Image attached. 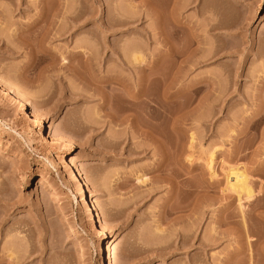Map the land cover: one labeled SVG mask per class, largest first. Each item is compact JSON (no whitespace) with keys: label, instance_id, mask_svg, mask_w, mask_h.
Here are the masks:
<instances>
[{"label":"rangeland","instance_id":"374dc122","mask_svg":"<svg viewBox=\"0 0 264 264\" xmlns=\"http://www.w3.org/2000/svg\"><path fill=\"white\" fill-rule=\"evenodd\" d=\"M0 84L5 262L264 264V0H0Z\"/></svg>","mask_w":264,"mask_h":264},{"label":"bare ground","instance_id":"6f19581e","mask_svg":"<svg viewBox=\"0 0 264 264\" xmlns=\"http://www.w3.org/2000/svg\"><path fill=\"white\" fill-rule=\"evenodd\" d=\"M158 13V12H157ZM158 15V14H157ZM70 18H71V16H69ZM156 17V16H155ZM158 19V18H157ZM71 20V19H70ZM72 20H74V19H72ZM66 21H69L68 19L66 20ZM125 21V20H124ZM129 21V20H128ZM126 22V21H125ZM125 22H123V23H125ZM70 23V22H69ZM68 23V24H69ZM127 23V22H126ZM73 24V21H71V25ZM70 24L68 25V26H66L69 30H70V26H71ZM73 26V25H72ZM63 28H64V26H62ZM61 27V28H62ZM62 28V29H63ZM73 28V27H72ZM50 30V29H49ZM63 30H65V29H63ZM68 30V31H69ZM62 32V31H61ZM60 31H58V33H61ZM65 33L67 32V30H65L64 31ZM103 32V31H102ZM101 40V39H100ZM104 41V40H103ZM130 44V43H129ZM128 44V45H129ZM132 45V44H131ZM135 46V45H134ZM133 46V47H134ZM132 47V48H133ZM122 48H124V47H122ZM121 48V46L120 47H114V49H113V51H114V54L116 55V57H115V59H118L119 57H121L122 55V53H121V51H123V49ZM125 48H127V47H125ZM136 49H137V47H135ZM130 49L131 50V52L133 51L134 53H132L133 54V57H132V60L135 62V63H140L141 61H142V56L140 57V56H138V55H135L136 54V52H135V50L136 49ZM86 49V48H85ZM82 53V52H81ZM85 53V52H84ZM131 54V53H130ZM138 54V53H137ZM85 55V54H84ZM121 55V56H120ZM124 55V54H123ZM125 57V56H124ZM121 60H122V58H121ZM124 60V59H123ZM126 61V60H125ZM124 61V62H125ZM128 62H130L129 64H131V61H128ZM133 62V63H134ZM144 62V61H143ZM120 63V62H119ZM126 63V62H125ZM149 63V62H148ZM129 66H131V65H129ZM149 73V72H148ZM150 75V74H149ZM144 76V75H143ZM119 78V77H118ZM149 78V77H148ZM150 79H151V77H150ZM141 80H143V79H141ZM149 80V79H148ZM110 81H111V79H110ZM123 82V81H122ZM139 82V81H138ZM149 84H150V81H149ZM133 85V84H132ZM131 85V86H132ZM138 85H139V83H138ZM146 85V84H145ZM151 85V84H150ZM149 86V85H148ZM141 91V90H140ZM141 93V92H140ZM0 95L1 96H9L10 98H11V100L12 101H14L15 103L16 102H19L20 104H22V105H25V106H27V107H29L30 109H31V115L34 117V122H35V124H34V127H35V132H36V139H34V141H35V144L37 145V146H43L44 144H45V142H46V134L44 133V127H43V124H42V115H41V113H40V111L38 110V108L36 107V106H34L32 103H30V101H28L27 99H25V98H23L24 96H22V95H20L19 93H16V91L14 92L13 90H10V89H8L7 87H5L4 85H2V84H0ZM147 95V94H146ZM145 96V95H144ZM148 97V96H147ZM146 98V97H145ZM151 98V97H150ZM136 99V98H135ZM138 99V98H137ZM149 99V98H148ZM128 102V101H127ZM109 103V102H108ZM120 103V102H119ZM146 103L147 104H145V106H147L146 107V111H144L145 112V114L146 115H150L151 114V103H150V101L148 100V101H146ZM122 104H123V102H122ZM123 106V105H122ZM127 106V105H126ZM145 109V108H144ZM124 111H125V108H124ZM165 111V110H164ZM163 111V112H164ZM127 116V115H126ZM130 116L131 117H133V115H131L130 114ZM167 117V116H166ZM124 118V117H123ZM129 118V117H128ZM127 118V119H128ZM165 118V117H164ZM133 119V118H132ZM144 119H146V118H144ZM125 120V119H124ZM147 120V119H146ZM132 121V120H131ZM131 121H129V122H131ZM146 122V121H145ZM137 123V122H136ZM130 124H132V123H130ZM149 124V123H148ZM136 125V124H135ZM144 126H145V124H144ZM151 128V127H150ZM136 129H137V126H136ZM142 132V131H141ZM151 132V131H150ZM144 133V132H143ZM145 134V133H144ZM149 134V131L147 132V135ZM141 135H143V134H141ZM150 135H151V133L148 135L149 136V138H150ZM154 136V135H153ZM147 137V136H146ZM145 137V138H146ZM32 147H34V146H32ZM17 148V147H16ZM18 148H22V147H18ZM35 149L37 148V147H34ZM0 149H2V150H6V151H10L11 149H10V147H6L5 149L2 147V143H1V141H0ZM135 150V149H134ZM145 150V149H144ZM131 151V150H130ZM137 152V151H136ZM213 155V154H212ZM213 157V156H212ZM210 161V160H209ZM210 165H211V163H210ZM230 175H234V181H233V183H231L230 182V186L232 187V188H234V189H236V190H239L240 192H246L247 193V196H246V198H249L250 196H252L251 194H252V192H250V189H249V186H248V182H247V175L244 173V172H242V171H238L237 169H236V171L235 170H232L231 171V173H230ZM229 179V176L227 177V180ZM229 183V182H228ZM230 187V188H231ZM231 188V189H232ZM237 192V191H236ZM238 193V192H237ZM251 193V194H250ZM241 194V193H240ZM245 194V193H244ZM242 195V194H241ZM246 195V194H245ZM239 198H241V197H239ZM240 200V199H239ZM2 219H3V217H2ZM101 221V220H100ZM2 223V221L0 222V224ZM11 223V222H10ZM101 226H103V233H105L106 231V228H105V225H104V223L101 221ZM2 225L3 226H8L9 224H8V221L6 220L5 222H3L2 223ZM2 226V227H3ZM160 227V226H159ZM158 227V228H159ZM11 228V227H10ZM174 229V228H173ZM177 229V228H176ZM160 230V229H159ZM183 231V230H182ZM10 232V231H9ZM8 232V233H9ZM4 233V232H3ZM8 233H4V234H8ZM181 233V232H180ZM175 234H177V233H175ZM178 235V234H177ZM183 236L185 237V231H184V233H183ZM183 236H181V237H183ZM4 237V236H3ZM187 238H189L188 236H187ZM8 239V238H7ZM4 240V239H3ZM6 241V240H5ZM182 241H183V239H182ZM10 242V241H9ZM184 242H186V240L185 241H183V243ZM4 244H5V242H4ZM10 244V243H9ZM194 244V243H193ZM204 245V244H203ZM7 246V245H6ZM6 246H4V247H6ZM8 247V246H7ZM6 247V249H8ZM11 248V247H10ZM5 249V248H4ZM9 251V250H8ZM11 252V251H10ZM6 254V253H5ZM4 254V255H5ZM7 254H8V252H7ZM6 254V255H7ZM12 255V254H11ZM11 255H9V256H11ZM6 257V256H5ZM5 257H2V258H0V264L1 263H3V264H5V263H7V262H5L7 259L5 258ZM22 258V257H21ZM24 258V257H23ZM18 259V258H17ZM10 262V261H9ZM9 262L7 263V264H9ZM109 263L110 264H117L116 263V258H115V256L114 255H110V257H109Z\"/></svg>","mask_w":264,"mask_h":264}]
</instances>
